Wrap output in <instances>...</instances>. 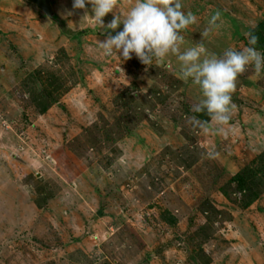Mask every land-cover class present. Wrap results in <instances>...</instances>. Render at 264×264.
Returning <instances> with one entry per match:
<instances>
[{
	"label": "rangeland",
	"instance_id": "obj_1",
	"mask_svg": "<svg viewBox=\"0 0 264 264\" xmlns=\"http://www.w3.org/2000/svg\"><path fill=\"white\" fill-rule=\"evenodd\" d=\"M47 1L48 15L28 0H0V264H196L200 249L210 256L211 264H264V197L246 211L225 204L237 222H218L215 230L207 232L229 240L230 248L220 251L212 249L213 237L193 250L199 245L195 238L201 241L205 236L197 230L198 212L190 215L193 226L188 218L170 226L158 199L136 202L134 184L128 181H138L135 174L148 164L156 168L157 176L165 160L159 152L161 143L182 135L168 112L175 109L180 115L187 99L183 95L190 105L202 97L198 86L180 77L177 57L170 54L152 63L181 80L182 86L171 90L153 80L152 64H142L134 54L127 61L104 56L98 44L106 34L84 16V10L73 9V0ZM182 3L185 12L196 16V23L182 32L181 51L195 45L194 30L200 24L208 27L217 12L219 27L203 43L218 55L247 46L245 33L264 20V0ZM133 5L134 0H117L114 12L123 17ZM86 7L91 15V6ZM111 19L109 13L105 23ZM59 51L68 56V66L57 62ZM42 66L63 83L57 102L49 105L47 100L43 114L40 94L49 89L34 75ZM159 85L168 99L150 106L145 103L147 92ZM129 99L141 104L145 115L139 122L129 121L131 132L115 146L106 134L115 139L114 120ZM232 102L233 119L219 133L230 142L237 140L236 147L219 148L227 151L216 164L203 156L190 167V178L198 179L201 188L225 182L231 165L233 170L241 166L234 161V156L245 155L239 154L241 149L251 156L264 152V70L257 73L250 66L242 73ZM213 127L220 128L215 122ZM154 132L163 137L155 140ZM186 141L200 148L202 138ZM222 160L228 170L226 165L218 167ZM38 186L49 192L41 206L36 204ZM211 189V201L219 207L223 200L215 187Z\"/></svg>",
	"mask_w": 264,
	"mask_h": 264
},
{
	"label": "clouds",
	"instance_id": "obj_2",
	"mask_svg": "<svg viewBox=\"0 0 264 264\" xmlns=\"http://www.w3.org/2000/svg\"><path fill=\"white\" fill-rule=\"evenodd\" d=\"M116 4L117 0H73L72 6L84 10V16H89L106 34L98 44L106 57L119 56L127 61L134 54L142 64L149 66L154 60L161 62L170 54L175 55L180 63V77L198 86L202 94L190 111L210 118L201 120L192 115L187 118V123L205 132H223L222 127L211 129L208 125L210 122L228 125L236 107L232 94L238 77L250 66L257 73L264 70V52L257 47L259 37L252 31L247 32V46L240 50L228 48L222 55L209 52L203 42L181 51L185 43L182 32L196 23V16L183 10L182 0H134V5L123 17L115 14ZM86 5L91 6V15ZM109 13L112 19L105 23L104 18ZM219 19V12L211 17L203 37L219 27ZM121 25L122 30L116 31ZM207 155L212 158L218 153L213 150Z\"/></svg>",
	"mask_w": 264,
	"mask_h": 264
},
{
	"label": "crops",
	"instance_id": "obj_3",
	"mask_svg": "<svg viewBox=\"0 0 264 264\" xmlns=\"http://www.w3.org/2000/svg\"><path fill=\"white\" fill-rule=\"evenodd\" d=\"M200 28H198L197 30L198 34H196L197 38L195 37L196 40H194L195 44L199 43L202 40V37H203L202 33L206 29L205 25L203 26V29L202 28L200 29ZM169 115H171L170 118L173 122V118H174L173 115H175V112H171L169 113ZM231 119L233 118L231 117ZM213 124L214 122H210L208 127L211 129H216L213 127ZM174 126L176 129H177V126H179L180 131L182 132L181 137H183L184 135V139L183 138L181 139V137H177V140H175L172 137L168 138L166 136L167 140L164 143H161V146H160L161 150H159V152H162L164 154L165 160H164V167H161V170L159 168L160 171L156 176L157 178L161 180L160 181L161 183L159 186H156L155 188L151 187L148 190L147 189L148 185L145 181V178L147 177L146 176L144 177L145 171L141 169L136 173V176L139 178V180L141 178H144V181L143 182L141 181L135 188L137 190L135 192L136 198H137L136 202L138 201L149 202L150 200L158 199V201L163 205L164 211L167 210L170 214H174L177 217L178 221L188 218L189 219L188 222L190 226H193L190 215L193 214V212H198L199 216H201L200 218L201 222H200V225L197 226L198 227L197 230L200 231L201 234L205 233V236L203 235L204 241L203 240L200 241L199 239L195 238L194 242H197L200 245L201 243H204L208 238L213 237L215 243L212 246V249L216 251H220V250L226 249V247L230 248L231 245L227 244L229 240L224 238L223 235L217 236V234H214V235L208 234L207 233L208 230H215L214 229L215 224L218 222L219 224H221L223 222L230 223V222L236 221L234 220L233 214H232L234 211H230V212L229 210L227 211L225 208L226 207L225 204L230 203L232 206H235L238 210L246 211L248 209H251L252 206L255 205L259 200H262V198L264 197V194L257 201H255L252 205L244 209L242 208L241 203H237L236 205H233L231 202H229L227 198L223 196V194H221L220 188L234 175L242 171L247 166H250L251 162H253L255 157L258 156L260 153H264V152H260L257 155L251 156L248 153L246 154V152L243 153V150L241 149L239 154H242V155L245 154V155L241 157L234 156L235 157L234 161H238V163H241V166L236 167L235 170H233L234 165L233 166L231 165L232 170H228L227 167L229 166L227 163H225V160L221 161L218 167L220 168L221 166L226 165L224 167L225 169L229 171L230 174L227 173L228 174L227 180L223 183L221 181L220 183L222 184H219V186H218V183L216 184L217 186L213 185V187H215V189L217 190V193L220 195V198L223 200V202H221L220 204V206L222 207L220 206L217 207L211 201L210 192L212 190L211 188L213 187L208 188V189L201 188L198 182L196 181L198 179L194 177L190 178V176H192L191 172H189L191 170L190 167L193 166L194 168V166L198 164V161L203 159V156L208 157L207 153L213 150L216 153H218V155H215L214 157H212L214 159L213 161L215 162V164L217 162H220V159L223 158V156L221 155L225 154L227 150H224L223 152V151H219V148L220 149L221 147L225 148V146H229V145H233V147H236L235 146L236 144L234 143H237V140L230 142L228 138L227 139L224 138L222 133H219L216 131L205 132L199 128L194 129L189 123H187V120L179 125L174 124ZM217 126L226 128L225 125H222V126L217 125ZM241 127H243L242 124H241ZM159 130L161 132L163 131V128H160ZM170 131L172 130L170 129ZM154 134H155L154 137L156 138L155 140H157L158 137H163V134L160 135L155 132ZM196 135L198 136V139L196 138ZM200 137L202 138V141L200 142L201 143L200 148H198L197 146L194 147V145L192 144L187 145L188 141L186 140L194 142L196 140L197 141L200 140ZM173 142H175L174 145L169 144ZM177 147H180L179 150ZM183 156H185L186 159L183 158ZM155 170L156 168H151V167L148 169V171L152 174L153 173L155 174ZM199 245L197 248L193 250H198L202 248V245L200 246ZM249 250L250 248L248 246L247 252H250ZM198 255L201 261H203V263L207 261L208 262L207 264H211L210 256L207 255L206 252H203V250L200 249V252Z\"/></svg>",
	"mask_w": 264,
	"mask_h": 264
},
{
	"label": "trees",
	"instance_id": "obj_4",
	"mask_svg": "<svg viewBox=\"0 0 264 264\" xmlns=\"http://www.w3.org/2000/svg\"><path fill=\"white\" fill-rule=\"evenodd\" d=\"M52 17L54 18V20H57V18H55L54 16H52ZM204 25H205V28H208L206 23ZM204 25L200 24L194 30V33H193L194 40H196V38H197L196 34H198V32H197L198 28L201 27L203 29ZM250 31L254 32V34L259 37V43H258L257 47H258L259 51L264 52V20L259 22L253 29L249 30V32ZM204 38H206V37H202V40L200 42H204L205 41ZM58 53H59V55H57V59H56L57 62L62 63V65L64 67L66 64L68 66L69 58L65 54V52L59 51ZM134 64L136 65V63H134ZM46 69H47V67L42 66V67L38 68L37 70H35V72H34L36 79L42 85L44 84V82H46L48 85V89H49V90H47L46 88H44L43 92H42L43 94H40L39 113H41V114L45 113V110L47 108V103H46L47 100H49V105L51 103L57 102V100L60 96L59 90L62 88V85H63V83L59 81L60 78L54 77V74L47 72ZM72 73H73V71L71 72L72 77L70 76L71 77L70 80L71 79L75 80L74 75ZM149 76L153 80L159 82L160 84H165L171 90H178L180 88V86H182L181 80L176 78L174 76V74L168 72L167 69H164L163 65L152 64L151 67L149 68ZM187 82H189V81H187ZM74 83H76V80L73 81L71 86H74L75 85ZM64 89H65L64 91L66 92V91H68L69 88L65 87ZM147 93L148 94L145 98V103L150 104V106H152L153 104H156V103L163 105L167 101L168 96H169V95L164 94L162 92L160 85L150 87ZM183 96L185 97L184 99H186V98L188 99L187 96H185V95H183ZM187 99L185 101V103H187V104L183 103L184 108L180 112V115H177L176 113H175V115H173L174 116V118H173L174 124L179 125L182 122H185L187 120V118L192 116V115H197L198 118L201 120H210V118L205 114L192 113L190 111V108L192 105H190L188 103L190 99L189 100H187ZM129 101H130V103H128V105L124 107V110L122 111V115L118 116V118H116L114 120V122H116L114 127H115V129H117V135H115V139H114V137L106 134V139L110 140L112 142V144H114L115 146H116L115 143L117 140H119V139L122 140L123 138L127 137L129 135V133L131 132L129 121H132L133 123L139 122L142 120V118L145 115L144 114V108L140 106L141 104H137L136 102H132L131 99H129ZM171 111L175 112V109L171 110ZM168 113H171V112H168ZM92 134L93 133H91V132L88 133V135H90V136ZM92 137H94V136H92ZM94 140H95V138L91 139L92 143L91 142L90 143H91V145H93L95 147V144H94L95 141ZM75 146H77V148L81 147L80 145L77 144V142L75 143ZM118 150L120 151L119 148H118ZM149 168H150L149 165H145V167L143 168V170L145 171L144 177L145 176L147 177V178H145V181L148 185V188H147L148 190L151 187L155 188L156 186H159L160 181H161L159 178H157L154 175V173L152 174L148 171ZM135 178L139 179L136 176V174H135ZM141 181L143 182L144 178H141L138 181H136V180L135 181L134 180L128 181V182H130V183L132 182V184H134V187H132L133 189L131 188V190L133 192L137 191L135 188L137 187V185ZM36 190L38 192L36 204L38 206L39 205L41 206L42 202L44 203V201L49 197V192L41 189L39 186L36 187ZM220 192H221V194H223V196H225L227 198V200L229 202H231L235 205L237 203H241V206L244 209L249 207L250 205H252L255 201H257L264 194V153H260L258 156L255 157L253 162H251L250 166H247L242 171H240L239 173L234 175L232 178H230L220 188ZM163 212L165 213V214L163 213L165 215L163 217V219L170 226H175L176 222L178 221L177 217L174 214H170L167 210H165ZM102 213L103 212L100 209L96 215L100 218ZM198 259L201 261L200 258H198ZM201 262L196 263V264H207L208 263L207 261L204 263H203V261H201Z\"/></svg>",
	"mask_w": 264,
	"mask_h": 264
},
{
	"label": "water",
	"instance_id": "obj_5",
	"mask_svg": "<svg viewBox=\"0 0 264 264\" xmlns=\"http://www.w3.org/2000/svg\"><path fill=\"white\" fill-rule=\"evenodd\" d=\"M32 4H34L39 10L43 11L45 14H49V3L47 0H28Z\"/></svg>",
	"mask_w": 264,
	"mask_h": 264
}]
</instances>
